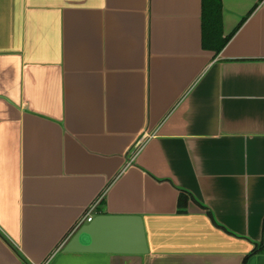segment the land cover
<instances>
[{
    "label": "crops",
    "instance_id": "0c3cea01",
    "mask_svg": "<svg viewBox=\"0 0 264 264\" xmlns=\"http://www.w3.org/2000/svg\"><path fill=\"white\" fill-rule=\"evenodd\" d=\"M221 5L0 0V264H264V0ZM87 215L147 254L63 253Z\"/></svg>",
    "mask_w": 264,
    "mask_h": 264
},
{
    "label": "water",
    "instance_id": "95a60500",
    "mask_svg": "<svg viewBox=\"0 0 264 264\" xmlns=\"http://www.w3.org/2000/svg\"><path fill=\"white\" fill-rule=\"evenodd\" d=\"M143 223L136 216L98 215L82 225L63 253L69 254H147Z\"/></svg>",
    "mask_w": 264,
    "mask_h": 264
},
{
    "label": "trees",
    "instance_id": "16d2710c",
    "mask_svg": "<svg viewBox=\"0 0 264 264\" xmlns=\"http://www.w3.org/2000/svg\"><path fill=\"white\" fill-rule=\"evenodd\" d=\"M221 12V0H202V34L204 47H209L211 44H215V41H217V37L221 30ZM224 44L225 40L219 42L218 46H216V51H218ZM186 199L187 198L185 194L180 193L178 198V206H185L187 201ZM254 253L264 254V223L262 240L260 244L251 252V254Z\"/></svg>",
    "mask_w": 264,
    "mask_h": 264
},
{
    "label": "built area",
    "instance_id": "2783aa9c",
    "mask_svg": "<svg viewBox=\"0 0 264 264\" xmlns=\"http://www.w3.org/2000/svg\"><path fill=\"white\" fill-rule=\"evenodd\" d=\"M93 208H94V207H92V208L89 210V213L93 210ZM89 213H88V214H89ZM91 219H92V217H90L89 215H87L85 221L88 223V222L91 221Z\"/></svg>",
    "mask_w": 264,
    "mask_h": 264
}]
</instances>
